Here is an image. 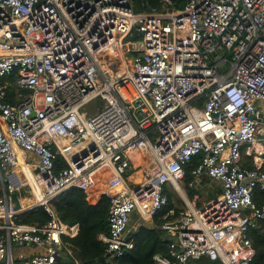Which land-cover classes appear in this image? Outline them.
Returning a JSON list of instances; mask_svg holds the SVG:
<instances>
[{
  "label": "built area",
  "instance_id": "obj_1",
  "mask_svg": "<svg viewBox=\"0 0 264 264\" xmlns=\"http://www.w3.org/2000/svg\"><path fill=\"white\" fill-rule=\"evenodd\" d=\"M173 7L163 0L161 11L137 14L131 0H0V264H82L64 243L79 226L51 208L73 188L110 198L101 240L111 258L124 257L135 247L133 215L153 220L200 155L190 187L206 177L221 194L201 207L182 195L186 211L160 227L178 242L155 261L254 264L251 232L264 231L254 201L264 191V0ZM25 199L51 222L16 223Z\"/></svg>",
  "mask_w": 264,
  "mask_h": 264
},
{
  "label": "trees",
  "instance_id": "obj_2",
  "mask_svg": "<svg viewBox=\"0 0 264 264\" xmlns=\"http://www.w3.org/2000/svg\"><path fill=\"white\" fill-rule=\"evenodd\" d=\"M137 14L161 11L163 0H131ZM173 9L183 10L188 0H171ZM11 96L14 97L12 90ZM13 101V100H12ZM101 99L94 102L90 107L94 111L95 106H102ZM203 156L194 157L185 167L184 188L190 198L198 194V190L191 188L194 181L193 172L202 163ZM59 168L68 167L62 157L58 159ZM211 181V180H209ZM1 182V181H0ZM212 182V181H211ZM2 195V190L0 189ZM168 196L167 206L153 219L152 225H142L133 234L135 247L122 258H111L107 255V244L101 240L103 235L110 232L109 210L111 200L103 195L93 204L89 201V195L78 188H73L63 193L57 200L51 203L54 214L66 225L79 226V234L75 238H64V243L70 247L82 264H157L156 256L170 258L171 238L160 228L165 222L175 220L183 212L174 201L172 191H166ZM221 194V187H220ZM217 197L212 196L211 199ZM254 201L259 206H264V191L257 189ZM174 211V216L169 213ZM52 215L44 206L34 208L15 218L18 224H27L44 227L52 220ZM1 234V232H0ZM251 239L256 249L254 264H264V231L253 230Z\"/></svg>",
  "mask_w": 264,
  "mask_h": 264
},
{
  "label": "rangeland",
  "instance_id": "obj_3",
  "mask_svg": "<svg viewBox=\"0 0 264 264\" xmlns=\"http://www.w3.org/2000/svg\"><path fill=\"white\" fill-rule=\"evenodd\" d=\"M137 34H138L137 30H135L136 36L132 37L131 40H135V41L137 39L140 40L141 37L140 36L137 37ZM200 106H201V104H200ZM156 135L157 134L153 135L152 141H154V137ZM199 186L200 187L198 189V194L193 199L189 197L187 191L184 188V184H181L182 194L173 191V194L175 195L174 201H175L176 205L183 211L181 213V216L187 209L186 202L184 201V198L182 195H184L187 199L191 200V202H195L197 207L203 206L205 203H207L209 200H211L212 196L218 197L220 195V186L209 181V179L206 177L203 178L202 181H200ZM102 187H105V183H102ZM0 189L3 190L1 184H0ZM24 191H28V189L25 188L22 190V192L24 193ZM137 222H138V219H137V216H135V218L131 221V224L129 226V230L133 229L136 226ZM203 264H208V263L204 262Z\"/></svg>",
  "mask_w": 264,
  "mask_h": 264
},
{
  "label": "crops",
  "instance_id": "obj_4",
  "mask_svg": "<svg viewBox=\"0 0 264 264\" xmlns=\"http://www.w3.org/2000/svg\"><path fill=\"white\" fill-rule=\"evenodd\" d=\"M130 180H134L135 182H139L140 180H141V178H143V172H139V173H137V174H132V175H130ZM15 180V179H14ZM15 184H16V186H18V183H16L15 182ZM198 190V189H197ZM173 192V191H172ZM101 197H102V192H101V190L100 189H92V191H91V193H90V195H89V201L91 202V203H93V204H96L100 199H101ZM26 201H28V200H30V199H25ZM24 200V201H25ZM212 200V199H211ZM31 201V200H30ZM210 201V200H209ZM135 216H137V219H138V222H137V224H136V226L133 228V229H131V230H129V235H131V236H133V234L135 233V232H137L138 231V229L142 226V225H148V226H150V225H152V221L153 220H151V219H143V220H141L140 219V217L137 215V214H134L133 215V217H132V220L135 218ZM170 237V236H169Z\"/></svg>",
  "mask_w": 264,
  "mask_h": 264
},
{
  "label": "water",
  "instance_id": "obj_5",
  "mask_svg": "<svg viewBox=\"0 0 264 264\" xmlns=\"http://www.w3.org/2000/svg\"><path fill=\"white\" fill-rule=\"evenodd\" d=\"M92 147H93V146H92ZM77 160H78V158L75 157L74 162L76 163ZM139 164H140V162H139ZM24 195H25L26 197H28V198H30V197L32 196L28 191H24ZM11 199H12V201L15 203L14 210H15V211L22 210V204H21V200H20V194H19V192H15V193H13V194L11 195ZM30 210H32V209H30ZM30 210H27V211H25L24 213H26V212H28V211H30ZM24 213H22V214H24ZM22 214H19V215H22ZM171 239H172V241H174V242H178V238H177L176 236L171 237ZM108 256L110 257L111 255H108Z\"/></svg>",
  "mask_w": 264,
  "mask_h": 264
},
{
  "label": "bare ground",
  "instance_id": "obj_6",
  "mask_svg": "<svg viewBox=\"0 0 264 264\" xmlns=\"http://www.w3.org/2000/svg\"><path fill=\"white\" fill-rule=\"evenodd\" d=\"M11 180H12V182H13V185L16 186V184H15V180H14V177H13ZM33 205H34V203H33L32 201H30V200H28V201H26V200L23 201V207L26 208L27 210L32 209V208H33Z\"/></svg>",
  "mask_w": 264,
  "mask_h": 264
}]
</instances>
